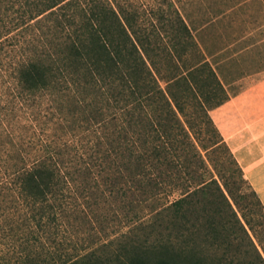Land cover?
<instances>
[{
	"label": "trees",
	"instance_id": "1",
	"mask_svg": "<svg viewBox=\"0 0 264 264\" xmlns=\"http://www.w3.org/2000/svg\"><path fill=\"white\" fill-rule=\"evenodd\" d=\"M135 20L108 0H0V264H264L263 207L239 203L250 185L209 114L223 85L178 12ZM208 147L238 184L208 177ZM101 196L126 230L67 246Z\"/></svg>",
	"mask_w": 264,
	"mask_h": 264
},
{
	"label": "rangeland",
	"instance_id": "2",
	"mask_svg": "<svg viewBox=\"0 0 264 264\" xmlns=\"http://www.w3.org/2000/svg\"><path fill=\"white\" fill-rule=\"evenodd\" d=\"M108 1L114 8L124 10V14L133 15L137 24L145 28H151L158 22L167 23L175 16V11L178 12L223 85L224 96L228 99L264 76V4L261 0ZM202 155L209 168L208 177L219 184L223 180L238 184L237 173L226 152L208 147ZM183 178L187 183L198 180L189 176ZM251 190V186L244 185L237 190L236 196L239 203L248 208L247 211L255 212ZM98 201L100 205L95 214L86 207L83 209L81 226L77 227L79 232L69 228L67 246L82 247V252H85L111 242L126 230L123 216H127V209L120 212L119 202L105 196ZM252 218L255 235L250 234L258 248L264 250V218L256 215ZM115 249V244H112L106 250L111 252Z\"/></svg>",
	"mask_w": 264,
	"mask_h": 264
},
{
	"label": "crops",
	"instance_id": "3",
	"mask_svg": "<svg viewBox=\"0 0 264 264\" xmlns=\"http://www.w3.org/2000/svg\"><path fill=\"white\" fill-rule=\"evenodd\" d=\"M264 210V76L210 112Z\"/></svg>",
	"mask_w": 264,
	"mask_h": 264
}]
</instances>
